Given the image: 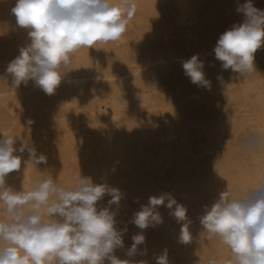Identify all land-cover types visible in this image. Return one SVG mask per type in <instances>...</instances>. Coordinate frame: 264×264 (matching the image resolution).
<instances>
[{"label": "rangeland", "instance_id": "obj_1", "mask_svg": "<svg viewBox=\"0 0 264 264\" xmlns=\"http://www.w3.org/2000/svg\"><path fill=\"white\" fill-rule=\"evenodd\" d=\"M244 2L137 0V12L122 38L77 51L69 68L64 70L69 73L55 94H45L32 82L16 89L11 86L10 77L0 79V134L34 142L38 154L48 157L47 165L41 164L38 168L29 163L24 169L22 164L21 170L9 174L7 180H17V190L21 187L30 190L53 176L57 184L72 188L82 175L91 177L94 183L117 187L118 183L106 173L117 169L128 173L131 165L125 162V157L133 154L137 156L138 172L130 174L122 184L132 185L147 173L158 190L157 196L171 193L178 199L182 191L169 172L170 167L163 165L165 176H161L160 163L152 161L155 153L149 149L150 139L161 145L160 135L169 133L173 142H182L185 129L195 130L192 142L201 143L202 147L192 152L199 159L208 158L213 152L208 145L210 137L208 134L198 136L197 131H203L213 117L225 125L217 130L221 143H234L238 140L234 117L243 120L247 113L250 119L243 125L245 136L232 147L231 155L220 156V162L227 166L225 173L219 169V161L208 165L192 163L191 153L185 155L189 163L178 172L182 183L193 186V191L183 195L187 206L183 205L188 209L189 230L198 245L195 247L192 239L191 243L183 244L188 254L177 255L165 241L162 228L157 227L152 236L158 247L148 245L146 256L131 257L155 264L154 255L169 248L170 264H210L213 260L216 264H228L232 256L230 249L218 237L209 240L198 217L203 213L204 204L210 206L218 198L224 175H228L227 179L235 184L241 195L245 190L248 193L264 184V48L255 54L256 71L243 75L221 71L220 62L215 60L213 53L220 34L242 21L236 8ZM253 3L264 9V0H253ZM14 4L15 0H0V71L4 72L8 62L19 54V48L28 43L27 30L16 27L11 13ZM178 15L183 17L184 24ZM181 27L185 29L179 31ZM191 54H199L203 61L208 59L205 71L206 78L212 81L211 90L192 84L182 66L169 59V56H176L186 60ZM142 67L150 71V79L134 86L132 94L131 71ZM218 74L222 75L221 81L216 78ZM97 76L101 79L97 80ZM94 101L99 127H130L131 120L138 121L142 117L157 125L143 133L130 131L119 139L111 138L98 133L91 120L82 118L81 113ZM78 115L79 119H75ZM255 138L260 139L259 148L252 147ZM170 150L177 152V147L172 146ZM23 156L27 159V152ZM167 159L165 156V161ZM174 160L179 163L177 157ZM200 198L203 199L199 201ZM147 202L143 194L136 193L126 195L121 202L116 219L119 229L125 226L128 229L124 235V257H128L126 250L132 244L133 228L129 217ZM159 210L164 218H170L167 208L161 206ZM6 217L0 207V219ZM176 224L179 233L180 224ZM144 232L149 234L150 227ZM197 234L202 236L203 247L199 246Z\"/></svg>", "mask_w": 264, "mask_h": 264}, {"label": "clouds", "instance_id": "obj_2", "mask_svg": "<svg viewBox=\"0 0 264 264\" xmlns=\"http://www.w3.org/2000/svg\"><path fill=\"white\" fill-rule=\"evenodd\" d=\"M137 7V0H15L11 13L16 27L27 30L28 43L8 62L0 79L10 77L16 89L32 82L45 94H55L74 54L121 39ZM236 12L242 21L220 34L213 53L221 71L251 74L256 71L255 54L264 48V9L245 0ZM182 68L192 84L211 90L212 81L206 78L205 61L199 54L182 61ZM216 78L223 79L220 74ZM252 147H260L259 138ZM29 163L38 168L47 165L48 157L38 154L34 142L0 134V207L7 214L0 219V264H148L115 254L125 247L128 231L127 226L117 227L125 195L119 188L80 175L72 188L49 176L30 190H16L7 177ZM105 196L110 197L107 206L98 207ZM161 206L180 224L178 242H192L188 209L171 193H162L150 196L133 213L130 223L141 231L132 235L128 257L147 255V249L140 248L146 243L144 230L163 223ZM198 219L209 240L218 237L230 249L228 264H264V184L243 196L224 188L210 206H204ZM154 259L155 264H170L168 249Z\"/></svg>", "mask_w": 264, "mask_h": 264}, {"label": "bare ground", "instance_id": "obj_3", "mask_svg": "<svg viewBox=\"0 0 264 264\" xmlns=\"http://www.w3.org/2000/svg\"><path fill=\"white\" fill-rule=\"evenodd\" d=\"M140 3L141 2H139V6H140ZM178 16H180V22L182 24H184L183 23L184 22L183 17L181 15H178ZM184 29L181 27V29L179 31H181V30L183 31ZM191 56H193V55L191 54V55L187 56V59L191 58ZM169 59L172 61L173 64H175L179 67L182 66V61H184L182 59L177 58L176 56H169ZM205 61L209 62L208 59H206ZM0 74H4V71H0ZM149 75H150V71L146 67L134 68L131 71V84H132V90L131 91H132V94H134V91H135L134 86H136L138 83H141V82H147L150 79ZM206 101L208 102L209 100L206 98ZM96 106H97V103H96V101H94V103L92 105H90L88 108H86L85 111H83L81 113L82 118H84V119L86 118L87 120H91L94 123V125L98 128V130H97L98 133H103L106 136H109L111 138H118L119 139L123 135H125L126 132H130V131L135 132L137 134L143 133L145 131L153 129V127H155L157 125L156 123L150 122L149 119L142 117L138 121H132L131 120V123H130L131 126L130 127H127L126 125L122 128H115V127H111L108 125H105L103 127H99L100 125H98L97 112L95 110ZM79 115L76 116L75 119H79ZM249 119H250V116L247 113H245L243 120L236 119L234 117V121H236L234 123V125L238 128V140L234 141V143H229L228 145H223L221 143L220 135L217 134V130L221 127H224L225 125L216 119H215L216 120L215 121L213 117L211 119V123L208 124L203 129V131H199V132L197 131L198 136L208 134L210 137L208 140V145H209L210 149H213V152L211 153V156H209V157L207 156L208 158H206V156H204L205 158L199 159L197 157V155H195L192 152V150L194 148L200 149L202 147L201 143L193 144V142H192V139L196 135V134H194L195 130L185 129L183 131L182 142H173L170 139V134L168 133V134L164 135V133L162 132L161 129H160V132L163 133V135H160V138L162 139V142H163L161 145L152 142L153 139H150L151 145H149V149L155 153V156H154L152 161L160 163L159 164L161 166L160 175L165 176V172H164L165 168H163V165L170 167L169 172L173 176H175L177 187H179V189H181V191H182L181 197H179L177 199V201L179 203H181L183 201L182 204H184V205L186 204V206H187V203L184 202L185 199L183 198V195H186V194L188 195L189 192L193 191V186L190 184L182 183L180 181L179 176H178V172L182 169V167L186 166L189 163L188 160L185 158V155L188 153H191L192 154L191 162L194 164H199V165H208L209 163H212L213 161H219L218 167L220 170H222L221 171L222 174L225 173L227 171V166L220 162L221 161V160H219L221 158L220 156L224 155V154H230L231 155L232 147L234 145L238 144V141L242 137L245 136V133L243 131V125H244V122L246 120H249ZM172 146L177 147V152L170 150ZM112 149H114V148L112 147ZM166 149H169V151L166 152L165 151ZM225 152H227V153H225ZM165 156L168 158L167 161H165ZM175 157L178 158L179 163L175 162V160H174ZM125 162H128L131 165V170L128 173H126L120 169H117L116 171H107V173H106V176L113 178L116 181V183H118L117 188H119L125 194L124 197L130 193L143 194L144 199H148L150 196H157L158 190L155 187L153 181L151 180L149 174H147V173L144 174L143 178L138 179L136 181V183H133L132 185H123L122 184L123 180L125 178H129L130 174L136 175L138 172V160H137L136 155L131 154V156H126ZM236 165H238V164L236 163ZM227 177H228V175L223 176V178L221 179V183H220L219 187L222 190L224 188L228 187L230 190H233L235 195L243 196V194L241 195L238 191H236L235 184L231 180H228ZM7 182H8V184H10L13 188H15L17 190V186H18L17 180H7ZM246 194H247V190L244 191V195H246ZM108 199H110V197H108V196L106 198H104L100 203H98V207L107 206ZM202 199L203 198H200L198 200L201 201ZM122 200H121V202H122ZM120 205H121V203H120ZM204 206H205V204L203 205V208H204ZM113 208L115 209L116 206L113 205ZM131 217H129L130 220H131ZM176 223L177 222L172 217L164 218V216H163V223L157 227L162 228L163 233H164V239L169 244V248L170 249L173 248L175 250L174 253L177 255L186 256L188 254L186 251L187 249L183 246V244L178 242L179 233L177 232L178 231V229H177L178 225ZM131 227L133 228V234L138 232L137 231L138 228L135 227L133 224H131ZM157 227H155V228L150 227L149 234H146V243L144 245H141V246H143L144 248L147 247L148 245H152L153 247L154 246L158 247V245H155L156 241H155V238L152 236V231L155 230ZM196 237L199 238V240H198L199 246L203 247L201 234H197ZM193 242H195L194 239H193ZM195 244H196V242H195ZM197 245L198 244H196L195 247ZM220 252L221 251L218 249L217 253H220ZM212 253H214V252H212ZM115 254L121 259H133L131 257H124L122 249H117ZM228 260H229V258H228Z\"/></svg>", "mask_w": 264, "mask_h": 264}]
</instances>
